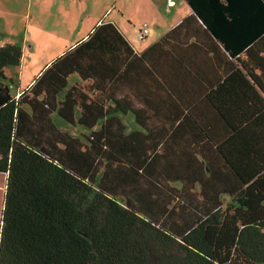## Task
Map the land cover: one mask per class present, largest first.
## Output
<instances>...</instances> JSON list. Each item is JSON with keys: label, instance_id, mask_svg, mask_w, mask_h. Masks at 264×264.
<instances>
[{"label": "trees", "instance_id": "1", "mask_svg": "<svg viewBox=\"0 0 264 264\" xmlns=\"http://www.w3.org/2000/svg\"><path fill=\"white\" fill-rule=\"evenodd\" d=\"M186 1L199 31L173 30L155 47L202 32L232 73L213 86L197 76V99L151 90L149 101L138 89L142 107L125 108L112 85L85 75L90 85L69 89L59 114L73 122L83 104L86 141L58 130L49 99L12 95L4 72L21 64L23 47L0 42V264H264V0ZM106 27L133 53L111 23L85 47ZM77 54L46 71L53 93L71 72L87 71ZM182 62L185 82L195 62ZM95 109L99 117L130 110L143 130L127 133L114 116L94 129L85 116Z\"/></svg>", "mask_w": 264, "mask_h": 264}, {"label": "crops", "instance_id": "2", "mask_svg": "<svg viewBox=\"0 0 264 264\" xmlns=\"http://www.w3.org/2000/svg\"><path fill=\"white\" fill-rule=\"evenodd\" d=\"M146 2H148L150 10L146 11L144 20L149 22L152 28V31L149 33V42L147 43L133 44L127 34H132V30L128 28V32L126 33L123 28V25L128 27L129 24L134 23V19L128 14V12L131 13L130 0H125L124 3V6H126V11L128 12L120 9L123 20H117L115 18L107 20L104 18V16H101L97 18L93 25L89 24V28L80 38H74L69 35L70 28H74L75 26L73 24V19L76 20V18H73L71 15L68 16V20L70 22L67 24L68 31H66L64 37V39L67 40L62 41V44L64 43L63 49L59 53L57 52L55 56L54 49L56 48V44L54 45V40L44 38L40 41H34L31 42L32 44H29V41L25 40L24 38L22 39V42H19L0 34V42L3 45L21 43L23 47V56L24 51L25 54L28 53L29 46L30 50L39 52L41 55L47 56L51 53L53 54L49 61L44 63L39 70L33 72L29 78H25V74L28 71H25V67H21V64L16 68H8L11 70L8 71L10 74V80L12 82L16 81L18 83L16 94L12 95L16 98H19L23 94L31 93L33 96V93H38L40 100L49 99L53 108L55 109L49 113V118L58 128V130L72 138L86 141V137L91 133L92 129L85 126V124L80 123V118L84 109L83 104L73 106V122L66 121L62 118V115L59 114L60 102L64 100V96L67 94L69 89L77 85H90V81L84 79L85 75H97L100 77L102 84L108 83V85H112L108 92L113 94L116 99H121L119 101V108H125L129 106L132 101L135 102L137 107H142L143 103L137 101L133 97L134 94H139L138 89H140L141 93L146 96V100L149 101L152 97L151 90L186 93L192 99H197L199 95L197 92H199L202 87L201 80L198 79L197 76L200 78L205 77V80L209 81L210 85L213 86L215 83L221 81L222 78H225L230 73H232V63L230 64L231 61L214 45L211 38L202 32H200V39H191L189 44H183L181 38L177 36L175 40L168 42L167 45L162 44L161 47H155V44L171 31L178 30L179 33H184L185 31L193 30V28L198 30V23L190 6V9H187L186 12L182 0H146ZM40 4L45 6L48 10L50 7L55 5L54 0H40ZM42 8L44 9V7ZM180 11H185L186 16H182ZM36 15L39 17L41 16L38 10ZM109 23L114 24L117 29L125 36L131 49L133 50V53L128 51L123 40L118 35H116L114 30L110 27L103 29L105 31L96 38L94 47H85V43H87L92 38L93 34L97 32L99 27ZM151 34L154 35L150 36ZM58 36L61 38L59 33ZM194 42H199L201 45H190ZM76 49L78 50V54L74 60L75 62L80 61L87 71L71 72L67 78L65 89L61 92L53 93L51 88L53 73L48 72L45 75L46 71L59 58ZM135 54L138 55V57H136ZM182 60H193L195 62L194 68H192L194 70V76L186 77L185 82H183V79L178 78V75L182 76V71L184 69V62H182ZM63 65L68 67L71 65V62L68 61ZM18 69H20V72L17 71ZM4 73L7 77L6 70ZM110 77H112V79H109ZM7 80H5L6 83ZM157 84L158 86L156 87L155 85ZM111 103L113 104V102ZM68 110L69 106L66 107V111ZM129 115H133L134 121L139 128L128 131L123 117H127ZM55 116L70 126H81L85 128L87 133H84L82 136L72 135L68 130L57 126L55 123ZM113 116L121 120V122L126 127L127 133L136 130H143V128H141L137 122L135 113L130 110L127 112L116 111L110 116H102V118L99 117V113L95 109L87 113L85 117L89 122V125H95L96 128L94 129H99L105 124V121L109 117ZM2 176L5 178V183L3 188L0 185V231L6 193L7 174L0 173V177Z\"/></svg>", "mask_w": 264, "mask_h": 264}, {"label": "rangeland", "instance_id": "3", "mask_svg": "<svg viewBox=\"0 0 264 264\" xmlns=\"http://www.w3.org/2000/svg\"><path fill=\"white\" fill-rule=\"evenodd\" d=\"M182 1L187 12V9H190V7L185 0ZM54 3L55 5L48 10L40 4V0H0V34L19 42H22L24 38L29 41V44H32L31 42L34 41L49 38L50 40H54V45L56 44V48L54 49L55 56L57 52L59 53L63 49L64 43L62 44V41L65 40L64 37L66 31H68L67 24L70 22L68 16L71 15L73 18H76V20L73 19L75 26L74 28H70L69 35L74 38H80L89 28V24L93 25L97 18L104 16L107 20L111 18L123 20L120 9L126 11V6H124L125 0H54ZM37 10L41 14L40 17L36 15ZM149 10L150 7L146 0H130L131 13L126 12L134 19V23L129 24L128 27L123 25V28L126 33L128 32V28L132 30V34H127L133 44L149 42V35L142 41H137L136 38L138 28L142 27L145 23L148 24L150 32L152 31L150 23L144 20L146 11ZM180 12L182 16H186L185 11ZM58 33L61 35V38L58 36ZM153 35L151 34L150 36ZM20 45L22 44L20 43ZM28 49L27 54L24 51L21 63V67H25V71H28L25 74V78H29L33 72L39 70L53 56L52 53L47 56L41 55L39 52L30 50V46ZM19 70L17 71L20 72ZM6 71L7 83L11 89V93L15 95L18 83L10 80L8 71L11 70L6 69ZM123 119L128 131L139 128L134 121L133 115L124 116ZM55 123L60 128L68 130L74 136H82L84 133H87L85 128L81 126H70L57 116H55ZM4 183L5 178L2 176L0 177V185L2 188L4 187Z\"/></svg>", "mask_w": 264, "mask_h": 264}, {"label": "built area", "instance_id": "4", "mask_svg": "<svg viewBox=\"0 0 264 264\" xmlns=\"http://www.w3.org/2000/svg\"><path fill=\"white\" fill-rule=\"evenodd\" d=\"M150 33V29L147 23L143 24L142 27L139 28L136 37L139 41L143 40Z\"/></svg>", "mask_w": 264, "mask_h": 264}]
</instances>
